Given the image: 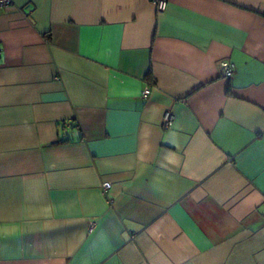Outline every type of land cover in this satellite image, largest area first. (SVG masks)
I'll use <instances>...</instances> for the list:
<instances>
[{
  "label": "crops",
  "instance_id": "obj_1",
  "mask_svg": "<svg viewBox=\"0 0 264 264\" xmlns=\"http://www.w3.org/2000/svg\"><path fill=\"white\" fill-rule=\"evenodd\" d=\"M166 1L0 8V264H264V0Z\"/></svg>",
  "mask_w": 264,
  "mask_h": 264
},
{
  "label": "built area",
  "instance_id": "obj_2",
  "mask_svg": "<svg viewBox=\"0 0 264 264\" xmlns=\"http://www.w3.org/2000/svg\"><path fill=\"white\" fill-rule=\"evenodd\" d=\"M152 3L155 5V8L157 10L158 13H161L164 11L165 7H166V0H151ZM13 2V0H0V8L3 7H7L9 6L11 3ZM233 71V64L231 62H229L228 60H222L220 61V75L222 77H230ZM150 93V87L147 85L146 87H144L142 93H141V97L143 98H147L148 95ZM173 119V115L170 111H166L163 115L162 118V126L163 127H168L169 123L171 122V120ZM110 184L107 181H104L101 184V189L103 191H106L109 188ZM92 229V225L89 227V231Z\"/></svg>",
  "mask_w": 264,
  "mask_h": 264
}]
</instances>
